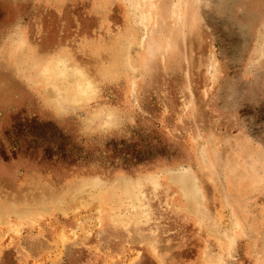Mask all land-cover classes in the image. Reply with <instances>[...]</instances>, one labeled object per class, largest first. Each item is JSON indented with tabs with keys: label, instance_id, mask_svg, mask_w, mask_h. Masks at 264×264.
I'll use <instances>...</instances> for the list:
<instances>
[{
	"label": "rangeland",
	"instance_id": "1",
	"mask_svg": "<svg viewBox=\"0 0 264 264\" xmlns=\"http://www.w3.org/2000/svg\"><path fill=\"white\" fill-rule=\"evenodd\" d=\"M0 264H264V0H0Z\"/></svg>",
	"mask_w": 264,
	"mask_h": 264
},
{
	"label": "bare ground",
	"instance_id": "2",
	"mask_svg": "<svg viewBox=\"0 0 264 264\" xmlns=\"http://www.w3.org/2000/svg\"><path fill=\"white\" fill-rule=\"evenodd\" d=\"M260 44V43H259ZM57 67V66H56ZM54 68L52 70L53 72V76H55V78L57 79H60V80H63V86L60 87L59 89L56 87L55 89H52L49 87H45V90H42L44 94L48 95V98L51 102H55V99H54V96L52 95L53 92H56L57 90V93H60L62 96H64L66 98V100L68 101H72V102H75L77 101V97L78 95L81 93L82 91V85L79 81L75 80V84L73 83H68L66 84L65 83V79L68 78L69 73L67 70H60L57 68ZM70 69V68H69ZM74 71V70H73ZM77 71V70H75ZM74 71V72H75ZM78 75H80V72L77 73ZM82 75H80L81 77ZM82 78V77H81ZM86 84L89 83V82H85ZM84 83V84H85ZM91 84V83H90ZM54 87V86H53ZM89 86H87L88 88ZM91 87V86H90ZM186 171V170H185ZM192 176L188 173V174H178L177 176L175 177H172V181L177 184L179 187L182 188L183 190V193L186 197V199L188 200V202H190L191 204H198L199 201H200V190L198 188V186L196 185L195 181L193 178H191ZM98 181V180H97ZM88 186V185H87ZM138 187V186H137ZM130 188V187H129ZM86 189V188H85ZM132 190V189H131ZM95 197V196H94ZM42 198V197H41ZM45 204V203H43ZM50 205V204H49ZM59 205V203H58ZM13 206V204H12ZM19 206V205H18ZM48 205H44L42 206L41 208H44ZM51 207L52 206H56V204H52L50 205ZM23 207V206H22ZM58 207V206H57ZM10 208V207H8ZM31 208V207H30ZM47 208V207H46ZM14 209V208H13ZM40 209V208H39ZM57 209V208H56ZM26 210V209H25ZM48 210V209H47ZM28 219V218H27ZM9 224V223H8ZM209 228V227H208Z\"/></svg>",
	"mask_w": 264,
	"mask_h": 264
}]
</instances>
